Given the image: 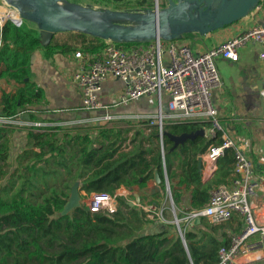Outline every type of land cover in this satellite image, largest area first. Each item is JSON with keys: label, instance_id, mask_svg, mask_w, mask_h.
<instances>
[{"label": "trees", "instance_id": "trees-1", "mask_svg": "<svg viewBox=\"0 0 264 264\" xmlns=\"http://www.w3.org/2000/svg\"><path fill=\"white\" fill-rule=\"evenodd\" d=\"M109 1L120 9L134 0ZM146 1L136 3L141 6ZM99 40L103 42L99 37L66 31L54 34L50 44L42 47L38 30L28 21L8 20L0 25V76L15 83L14 91L0 95V116L7 120L0 122V264H218L220 247L229 242L224 231L227 223L215 224L201 217L185 230L186 248L171 225L160 232L147 230L152 220L141 205L131 206L128 196L118 197L113 213L82 205L60 214L76 181L87 193L115 194L120 188L145 189L156 170L163 178V189L167 173L176 205L183 204L189 192V205L181 208L179 218L184 211L205 206L214 186L232 183L234 150H225L213 176L204 181L198 157L210 146L222 144L221 133L198 135L178 145L169 134L193 133L211 127V121H170L162 131L159 125L150 124L151 119H143L141 126L117 121L28 125L24 126L26 144L12 159L13 120L28 115L37 121L32 106L43 98L41 87L31 79L32 53L39 47L47 56L78 47L97 52L106 44ZM256 166L264 171L260 164ZM160 196L157 192L150 202H158Z\"/></svg>", "mask_w": 264, "mask_h": 264}, {"label": "built area", "instance_id": "built-area-1", "mask_svg": "<svg viewBox=\"0 0 264 264\" xmlns=\"http://www.w3.org/2000/svg\"><path fill=\"white\" fill-rule=\"evenodd\" d=\"M263 2L261 0L250 14ZM3 6L0 9V25L8 20L16 24L22 22L16 10L5 4ZM131 43L124 46L106 40L105 46L97 52H75L78 68L72 80L81 92L83 105L89 109L102 108L104 104L99 92L103 82L118 78L125 82L123 91L118 95L119 102L127 104L142 96L157 98L158 114L151 119L150 124L159 125L161 131L170 121H211V127L202 128L204 136H215L220 132L223 142L219 146H210L202 154L204 163L201 173L206 170L212 175L217 169L218 158L224 155L226 149H233L235 154L232 183L214 186L205 206L184 211L179 218L173 204L174 220L170 221L166 216L167 208L161 201L140 204L147 217L157 225L175 223L179 235L184 237L185 230L201 217L208 218L211 223L224 224L239 214L242 219L241 230L230 233L229 242L220 247L218 264H264V222L257 221L248 201L249 196L258 189H264V173H259L255 167L251 138L231 126L224 127L212 99L213 91L223 86L217 59L223 57L237 61L240 50L250 43H256L264 49V24L254 20L240 33L200 52L194 50L188 41L154 39ZM261 96L264 101V89ZM164 107L171 113L165 114ZM2 121L7 120L0 116ZM122 191L110 194L82 190V205L92 211L113 213L118 209V197L131 194L125 188Z\"/></svg>", "mask_w": 264, "mask_h": 264}, {"label": "crops", "instance_id": "crops-1", "mask_svg": "<svg viewBox=\"0 0 264 264\" xmlns=\"http://www.w3.org/2000/svg\"><path fill=\"white\" fill-rule=\"evenodd\" d=\"M166 1V0H165ZM4 6L0 0V9ZM254 20L264 24V2L253 14L242 18L228 26L215 30L207 35L201 36L192 33L188 37L178 39L180 42H190V45L200 52L208 47L222 42L225 38L240 33L248 27ZM35 29L36 25L28 22ZM8 43L11 45L12 41ZM43 47V46H42ZM81 48L70 51H57L47 56L43 48H38L32 53L34 61L30 59L31 79L35 81L43 91V98L40 104L32 106L33 112L37 114L38 120L31 121L28 115H21L15 123L16 130L12 136V159H15L24 148L27 140V129L24 126L37 125L46 126L52 123H62L65 126L97 125L106 122L117 121L122 124H133L141 126L142 120L146 116H154L157 111L158 101L155 96H142L139 99L129 101L127 104L118 101V95L123 91L125 82L121 79H108L102 84L99 92L104 106L100 109H89L83 105L82 95L78 86L73 82V73L78 68L75 52ZM264 49L256 43H250L240 50V57L237 61H232L223 57L217 59V66L220 71L223 86L213 91V103L218 110L219 118L224 125L229 126L237 132L249 136L252 140V158L259 173L257 164L264 168V101L261 91L264 89ZM2 81V79H0ZM10 86L6 89L5 82L0 84V95L2 91H14L15 83L5 79ZM9 82H12L9 83ZM1 83V82H0ZM157 103V104H156ZM165 114L171 113L164 107ZM138 119V120H135ZM132 122V123H130ZM204 163V160H203ZM212 175L203 170L202 179H210ZM124 188L118 190L123 193ZM166 190V186H165ZM129 191V190H128ZM164 189L156 188L154 179L148 182L145 189L136 187L131 194L132 199L137 200L135 193L141 198V204H146L154 200L157 192L164 195ZM160 196L157 201H161ZM156 200V198H155ZM248 201L251 203L257 221L264 222V189H258L250 195ZM184 202L189 205V192L184 194ZM235 216V217H234ZM233 216L224 227V231L229 238L230 233L239 232L242 226V219L239 214ZM199 222V221H196ZM231 223L233 226H228ZM239 226L236 231L235 227ZM223 224V225H224ZM166 225L149 224L147 230H163Z\"/></svg>", "mask_w": 264, "mask_h": 264}, {"label": "water", "instance_id": "water-1", "mask_svg": "<svg viewBox=\"0 0 264 264\" xmlns=\"http://www.w3.org/2000/svg\"><path fill=\"white\" fill-rule=\"evenodd\" d=\"M261 0H166L146 13L111 9H99L66 0H1L2 4L16 10L21 19L36 25L42 46L50 44L54 34L77 31L104 40L117 43L147 42L154 39L178 40L187 34L207 35L248 16L256 9ZM130 21L131 24H123ZM32 56L31 61H34ZM175 145L184 143L189 138L204 135L199 129L193 133L179 136L169 134ZM203 156L198 157L201 172ZM154 181L160 189L163 178L155 171ZM166 190L171 194L167 173H164ZM136 201H129L131 206L140 205L141 198L135 193ZM173 200V199H172ZM174 202V201H172ZM82 206V190L76 181L70 190L67 203L61 215L70 213ZM197 221H200L198 219ZM154 232H160L156 229ZM182 240L187 248L185 238Z\"/></svg>", "mask_w": 264, "mask_h": 264}, {"label": "rangeland", "instance_id": "rangeland-1", "mask_svg": "<svg viewBox=\"0 0 264 264\" xmlns=\"http://www.w3.org/2000/svg\"><path fill=\"white\" fill-rule=\"evenodd\" d=\"M66 1L72 2V3H78V4L86 5V6H95L99 9H111V10H121V11L141 12V13H146L148 10L155 8L157 1L162 6L165 3V0H147L144 5L140 6L136 3L137 0H134V1H132V3L128 7L118 9V8H115L114 4L109 0H107L106 3H103L101 0H66ZM123 24H131V22L130 21H123ZM102 40H103V42L101 40H99L101 42V44H103V43L105 44L106 40H104V39H102ZM0 79H2V81H0L1 82L0 84H4V82H5L6 89L10 88V86L8 84H6L7 82L5 81V79H6L5 76H0ZM9 83L12 84V82H9ZM0 89L2 90V88H0ZM156 114H158V108H157V111L153 112L154 116H151V117L146 116V119H152L156 116ZM135 120H138V119H135ZM163 192H164V195L163 196L161 195L162 198L160 199L161 203L167 208V213H166L167 218L170 221H173L174 220V213L172 211V205L174 204L175 211L178 214L180 212L181 208H184V209L187 208V203L183 202V204H181V205H176L175 203H172V199H173L172 193L170 196V194L168 193L167 190H165V188H164ZM171 197H172V199H171ZM129 199L132 202L135 201L131 197H129ZM165 225H166V227L171 225V226H173L174 231L175 230L178 231L177 225L175 223H169V224H165Z\"/></svg>", "mask_w": 264, "mask_h": 264}]
</instances>
